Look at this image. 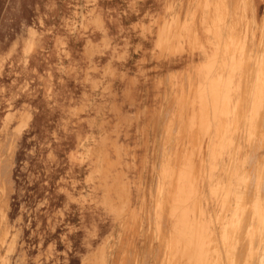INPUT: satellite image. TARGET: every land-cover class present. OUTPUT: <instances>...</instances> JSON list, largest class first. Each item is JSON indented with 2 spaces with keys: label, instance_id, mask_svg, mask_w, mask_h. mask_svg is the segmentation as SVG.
<instances>
[{
  "label": "rangeland",
  "instance_id": "374dc122",
  "mask_svg": "<svg viewBox=\"0 0 264 264\" xmlns=\"http://www.w3.org/2000/svg\"><path fill=\"white\" fill-rule=\"evenodd\" d=\"M261 82L264 0H0V264H255Z\"/></svg>",
  "mask_w": 264,
  "mask_h": 264
},
{
  "label": "bare ground",
  "instance_id": "6f19581e",
  "mask_svg": "<svg viewBox=\"0 0 264 264\" xmlns=\"http://www.w3.org/2000/svg\"><path fill=\"white\" fill-rule=\"evenodd\" d=\"M173 25H174V19H171V20H169L168 19V21H166L165 23H164V25H163V27L161 28V30L159 31V38H160V41H163V40H166L167 39V37H168V34L170 33V30H171V28L173 27ZM213 30H215V29H213ZM215 33V32H214ZM174 36V35H173ZM235 53H237L238 51L235 49V50H233ZM233 51H232V53H233ZM217 52H218V49L214 46V48H213V50L211 51V54H209V55H207V53H206V55L208 56V59H209V61H211V65H210V67H209V69L210 70H212V71H214V70H216V69H220V65H218L217 66V64H213V62L214 61H216V55H217ZM236 59H237V57L235 58V59H232L231 58V55H229V58L227 59L228 61H229V63H233V62H236ZM223 61V60H222ZM221 61V62H222ZM217 62V61H216ZM228 63V64H229ZM227 63H225V66L226 65H228ZM222 65H223V63H222ZM225 66H223V68L225 67ZM218 67V68H217ZM235 67H237V64H235ZM208 78L209 79H211V78H217V83H215L214 85H217V86H219V84H220V90H209V98H208V100H209V105H208V110H209V129H210V119H211V113H212V111L214 110V106H215V103L213 102V97L216 95V93L217 92H221V91H227V93H229V95H227V96H225V100H224V103L226 104V107H227V110H228V114L230 115V116H232V112L230 111V102H231V95H230V93H231V91L228 89V87L230 86V84L229 83H227V82H225V81H223V79L220 77V75H219V73H217L216 75H213L212 73L211 74H209L208 75ZM261 84H264V82H261V83H259L258 85H261ZM213 85V83L212 82H207V86L208 87H211ZM258 85H257V87H258ZM256 87V88H257ZM263 93V92H262ZM257 93H256V90L253 92V94H252V96H251V98H250V100L252 99L253 101H257L258 100V102L259 103H262V102H264V97L262 98V97H259V96H257L256 95ZM263 95V94H262ZM249 100V101H250ZM249 111H250V109H249ZM264 111V110H263ZM260 113V112H259ZM248 114H249V112H248ZM247 114V115H248ZM259 117V116H258ZM219 119H221L220 117H219ZM259 119V118H258ZM257 119V120H258ZM263 119V118H262ZM264 121V120H263ZM262 123V122H261ZM246 126V125H245ZM247 127V126H246ZM250 128V127H249ZM259 128V127H258ZM257 127H255L254 128V130H253V132H252V135L251 134H249L250 136H252V138L253 137H255V136H260V134H261V131H260V129H258ZM246 129V128H245ZM251 129V128H250ZM253 129V128H252ZM249 130V129H248ZM214 132H212L213 134H216V135H218L219 134V131L217 132V130L214 128V130H213ZM263 132V131H262ZM245 133V132H244ZM12 134V133H11ZM245 136H247V135H245ZM249 138V137H248ZM258 139V138H257ZM221 142H222V138H220L219 136L218 137H216V140H215V142L213 141L212 142V140H210V146H209V150H210V152H211V154H209L210 155V157H211V159H214V158H216V153H218V151H219V149H220V147H221ZM237 147V146H236ZM254 147V146H253ZM256 147V146H255ZM257 148V147H256ZM257 151V150H256ZM260 151H262V150H260ZM255 152V151H254ZM262 154V153H261ZM252 155V154H251ZM233 157V156H232ZM251 158V157H250ZM233 160V159H232ZM251 161V160H250ZM233 162V161H232ZM240 163V162H239ZM257 165V164H256ZM260 165V164H259ZM260 167V166H259ZM241 169V168H240ZM236 171V170H235ZM240 172V171H239ZM201 174L203 175L204 174V172H201ZM236 174V173H235ZM204 177V176H203ZM255 177V176H254ZM264 177V176H263ZM1 178V177H0ZM175 178V177H174ZM241 178V177H240ZM264 179V178H263ZM233 180V179H232ZM236 180V179H235ZM234 180V181H235ZM234 181H233V183H234ZM264 181V180H263ZM263 181H261V182H263ZM241 182V181H240ZM1 183V182H0ZM243 183V182H242ZM259 183V182H258ZM237 186H239V185H237ZM241 186V185H240ZM1 187H2V184H1ZM231 187H234V184H232L231 185ZM261 187V186H260ZM228 188H229V186H228ZM238 188V187H237ZM1 191V190H0ZM4 191V190H3ZM228 191V190H227ZM230 194H231V192H230ZM229 194V195H230ZM262 195V194H261ZM228 196V195H227ZM264 196V195H263ZM261 200L262 201H264V198L263 197H261ZM177 205H178V202H177V199H175L174 200V209L177 207ZM179 208V207H178ZM183 209V208H182ZM202 212H203V214H202ZM176 214H177V212H176ZM196 214L199 216V215H201L202 214V216L204 215V211L203 210H199V212H196ZM175 216V215H174ZM190 216H191V214H190ZM201 216V217H202ZM264 216V215H263ZM177 218H178V216H177ZM184 218V217H183ZM182 218V219H183ZM176 219V218H175ZM174 219V220H175ZM187 219V218H186ZM264 219V218H263ZM259 220V223H258V225H256L255 226V228H254V231H256V232H258L259 233V235H262V233H264V220ZM178 220V219H177ZM183 221V220H182ZM186 222V221H185ZM225 223V222H224ZM184 224H186V223H184ZM221 224V223H220ZM192 225V224H191ZM220 227H222V226H220ZM220 227H219V230H220ZM223 228V227H222ZM255 233V232H254ZM203 236V235H202ZM255 237H256V235H255ZM191 239V238H190ZM215 239V238H214ZM253 239V238H252ZM261 239V241H263V238H260ZM213 240V239H212ZM255 240V239H254ZM190 243V242H189ZM260 244L262 245V247H264V244L263 243H261L260 242ZM258 245V244H257ZM260 246V245H259ZM258 246V247H259ZM197 248H198V246H197ZM212 248V247H211ZM220 248V247H219ZM175 247H174V262H179V264H187V262H186V260L184 259V257L182 256V254H175ZM195 250V249H194ZM237 250H238V248H237ZM240 252V251H239ZM258 252V251H257ZM256 255V261H255V264H264V249L262 250V251H260L259 253H255ZM252 258H254L253 257V255H252ZM213 261V260H212Z\"/></svg>",
  "mask_w": 264,
  "mask_h": 264
},
{
  "label": "crops",
  "instance_id": "0c3cea01",
  "mask_svg": "<svg viewBox=\"0 0 264 264\" xmlns=\"http://www.w3.org/2000/svg\"><path fill=\"white\" fill-rule=\"evenodd\" d=\"M214 24H215V23H214ZM213 29H216V27L213 26ZM208 30H209V28H208ZM215 33H216V30H215Z\"/></svg>",
  "mask_w": 264,
  "mask_h": 264
}]
</instances>
